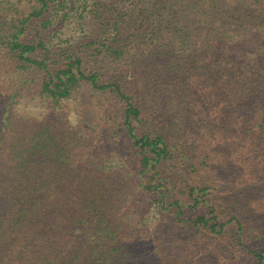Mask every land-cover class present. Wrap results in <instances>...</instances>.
Returning a JSON list of instances; mask_svg holds the SVG:
<instances>
[{"label": "trees", "instance_id": "trees-1", "mask_svg": "<svg viewBox=\"0 0 264 264\" xmlns=\"http://www.w3.org/2000/svg\"><path fill=\"white\" fill-rule=\"evenodd\" d=\"M93 1L92 18L104 30L84 55L65 52L62 60H54L44 38H24L27 24L56 7L54 0H36L27 16H12L18 26L1 22L0 47L8 49L19 68L42 71L41 94L54 101L69 98L84 82L115 98L134 167L118 162L109 152L113 144L103 140L104 157H89L94 159L90 163L82 136L51 120L40 128L19 130L11 113L19 84L0 118V264H188L176 247L171 254L163 248L167 241L176 245L188 235L181 223L221 234L237 218L220 221L214 208L218 215L184 218L185 205L196 208L206 202L201 194L205 188L193 187V203L177 199L171 204L177 223L171 222L167 232L154 224L159 241L152 246L145 234L150 221L130 219L119 187L138 184V198L160 190V166L192 147L185 140L193 134H181L191 130L188 123L214 143L212 150L203 149L205 158L223 152L228 147L223 145L234 139L238 143L230 146L237 145L244 155L248 142L249 160L255 156L263 168L264 0H120L112 12L108 0ZM86 55L93 68H86ZM151 60L154 71L146 86L139 78L141 66ZM109 71L115 74L112 80L103 78ZM171 101L185 110L176 116L175 137L170 139L162 127L140 134L138 124L148 119L145 105L158 109ZM146 172H153L159 183L142 182ZM259 223L264 234V218ZM238 229L239 243L256 264H264V247L254 249L241 241V220Z\"/></svg>", "mask_w": 264, "mask_h": 264}, {"label": "rangeland", "instance_id": "rangeland-1", "mask_svg": "<svg viewBox=\"0 0 264 264\" xmlns=\"http://www.w3.org/2000/svg\"><path fill=\"white\" fill-rule=\"evenodd\" d=\"M62 1L54 0L56 7L53 5L43 17L27 24V33L24 37L28 41L44 38L54 60H62L66 55L65 52L84 55L91 49V42L100 38L99 30L101 32L104 30L92 18L93 0H65L63 6L58 5ZM119 1L108 0L107 8L110 12L114 11L117 7L114 4L118 5ZM123 2L129 4L131 1L123 0ZM36 6V0H0V24L3 22L11 27L18 26L17 21L13 23L12 16H27ZM128 32L131 34L132 30ZM142 53L144 52L140 54ZM36 55L39 56V53ZM89 58L92 59L89 55L84 57L87 62L86 68H93V63L88 62ZM135 60L142 59L140 57ZM154 63L152 60L151 63L146 61L145 65L141 66L142 74L139 78L145 79L146 86H148L147 80L152 77ZM18 65L19 62L13 58L8 49L0 47V118L3 105L15 94L16 87L22 84L11 104L13 121L15 125L20 126L19 130H31L35 126L40 128L46 121L51 120L57 127L76 130L78 135L82 136L85 146L83 153L86 154V158H93L95 155L104 157L106 149L99 142L103 140L113 144L109 152L116 155L118 162H122L128 169L134 167L132 156L134 152L123 140L126 134L121 126V113L115 98L94 90L84 82L69 98L54 101L41 94L43 72L33 68L21 69ZM116 66L118 68V65H114L113 68ZM138 70L139 68L136 69L137 73ZM113 76L115 74L109 71L103 78L112 80ZM25 78L28 81L23 83ZM141 83L143 84V81ZM157 104L159 103L155 105ZM183 107L182 103L176 104L174 101L164 103L158 109L151 104L145 105L143 115L148 119L138 124L139 133L162 127L171 139L176 134L174 131L176 116L180 118L185 114ZM188 125L191 130L181 134H193L185 140L189 141L188 145L192 147L188 148L186 154L177 153L173 160L164 161L160 166L163 185L160 190H151L138 198L136 197L138 193L134 189L138 184L126 182L125 187H119L122 191V199L125 201V209L134 223L142 218L150 221L145 234H148L152 241L151 245L154 246L159 241L154 224L163 226L164 232L167 228V232L171 222L177 223L176 214L171 212L175 207L171 204L177 199L188 203L187 200H191L190 188H205L201 194L202 198H206V202L196 208L185 205L187 214L184 218L198 213H207L210 217L218 215L211 210L214 208L219 212L220 221L229 222L233 217L237 220L230 221L226 225V232L221 234L206 232L204 229L198 230L192 227L190 222H183L179 228L188 235L178 240L176 245L175 241H167L163 248L171 254L176 247L182 258H187L188 264H256L255 256L249 254L238 241L240 235L238 220L244 224L241 241L254 249L259 250L264 247V234L259 230V222L264 218V205H261L264 204V165L263 168L259 167L262 163L255 156L254 158L251 156L249 160L248 142L245 143L244 155H241L237 145L232 148L230 143L237 141L234 139L228 141L229 145H223L228 146L223 152L213 151L211 156L205 158L202 153L206 149L212 150L214 143L209 137L199 134L194 123ZM210 141L211 144L208 143ZM175 143L174 141L173 144ZM204 148L206 149L203 150ZM239 158L243 160L239 162ZM92 160L94 159L89 158L88 161L91 163ZM118 162L115 164L118 165ZM133 174L135 175L134 172ZM153 175V172H146L140 178L142 182L152 186L155 181L159 183V179ZM250 197L251 202L244 200ZM167 206H171V209H166ZM136 229L138 231L137 227ZM190 236L193 239H190Z\"/></svg>", "mask_w": 264, "mask_h": 264}]
</instances>
